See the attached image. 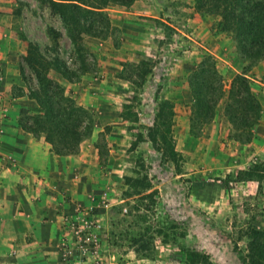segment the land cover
<instances>
[{"label":"rangeland","instance_id":"rangeland-1","mask_svg":"<svg viewBox=\"0 0 264 264\" xmlns=\"http://www.w3.org/2000/svg\"><path fill=\"white\" fill-rule=\"evenodd\" d=\"M107 6L103 13L112 27L107 34L85 22L93 34L74 37L42 0H0V63L7 70L9 94L24 96L19 107L28 105L29 111L20 117L41 112L28 95V88L37 89V85L22 58L29 47H35L47 61L49 77L93 120L90 137L69 155L84 165L72 175H81L73 184L81 182L85 191L66 199L64 215L70 219L75 204L88 207L89 197L98 204L102 193L118 201L117 206L94 209L103 238L108 239V252L118 264H264V250L256 257L251 252L249 232L255 228L250 221L260 211L258 200L235 194L227 203L225 192L220 193L221 181L239 180L247 164L239 168L236 159L233 165L238 167L229 174L223 167L227 149L240 152L225 144L231 134H239L230 129L223 114L226 102L235 100L228 92L234 77L245 73L262 107L261 125L264 59L252 64L241 59L234 30L225 29L221 16L207 5L200 7L198 0H134L128 7ZM207 55L216 62L226 92L214 120L194 127L196 132L200 129L195 137L190 133L193 98L188 78ZM141 60L149 61L152 70L137 87L119 75L126 63ZM54 62L63 63L72 75L70 80ZM237 91H241L239 85ZM162 99L173 106L168 137L179 154L177 166L163 156L162 149L168 146L155 125ZM234 103L232 113L241 114L240 100ZM213 133L215 139H211ZM43 138L41 134L39 139ZM143 178L154 191L151 197L133 195ZM215 197L213 207L208 201ZM187 252L196 257L187 259Z\"/></svg>","mask_w":264,"mask_h":264},{"label":"trees","instance_id":"trees-1","mask_svg":"<svg viewBox=\"0 0 264 264\" xmlns=\"http://www.w3.org/2000/svg\"><path fill=\"white\" fill-rule=\"evenodd\" d=\"M42 1L48 5L50 11L61 18L64 25L67 26V32L74 37L75 34L82 32L93 34L89 25L96 27L94 31L107 34L112 27L103 13V9L110 3L128 7L134 2V0ZM198 5L200 7L207 5L209 10H213L214 13L221 16L225 29L234 30L237 51L241 59L249 61L250 64L264 59V0H198ZM85 22L89 24L88 28L85 26ZM166 28L168 27L166 26ZM49 32L54 34L52 28H49ZM80 39L78 37L77 41ZM22 58L37 85V89L28 88V95L36 102L41 112L21 116L18 120L19 126L36 139H39L42 134L44 141L51 145L52 151L56 155L69 156L77 153L80 144L92 133L91 114L82 106L77 105L62 87L53 82L48 75L46 59L35 47H29L27 54ZM205 59L206 61H202L188 78L193 98L190 133L195 137L199 136L200 129L196 132L194 127L199 128L214 120L216 107L226 92L223 90V84L220 83L221 76L215 69L216 62L211 55H207ZM207 62L211 64L208 65ZM54 65L64 78L69 79L72 76L66 68H63L62 62H54ZM151 70V63L141 60L137 64L126 63L119 76L128 83L141 87ZM21 75L24 78L23 67H21ZM24 81L26 83V79ZM236 85L240 86L241 91L235 92ZM228 93L229 96H235L234 102L240 100L242 108L241 114H233V107L237 104L234 102L225 104L223 114L230 129L233 132H239L238 135L231 134L229 138L240 143H249L253 137L252 128L257 126L260 121L262 107L253 93L251 81L245 77V73L234 77ZM171 114H173L172 102L162 99L155 116V125L161 128L158 135L162 143H166L168 146L162 149L163 156L170 158L177 166L179 154L175 150L173 141L168 137L171 133ZM253 172L258 180L263 179L264 162L256 163L249 170L243 171V177L241 176L240 179L249 177ZM145 181L146 179L140 181V185L137 186L139 191L133 195L141 196V198H143L142 196H152L154 191H151V185ZM249 232L253 236L251 244L254 248L251 249V252L256 257L264 250V241H262L264 231L251 227ZM186 257L193 260L196 256L187 252Z\"/></svg>","mask_w":264,"mask_h":264},{"label":"crops","instance_id":"crops-1","mask_svg":"<svg viewBox=\"0 0 264 264\" xmlns=\"http://www.w3.org/2000/svg\"><path fill=\"white\" fill-rule=\"evenodd\" d=\"M7 80V70L0 63V264H61L58 243L66 199L85 191L81 182L73 184L82 177L77 179L72 172L84 165L80 158L56 155L50 144L19 126V117L29 111L28 105L19 107L24 96L13 98ZM255 127L249 143L225 139L226 145L240 150L233 153L227 149L224 153L227 174L238 167L233 165L237 160L239 168L247 163L245 171L264 162V121ZM215 136L213 133L211 139ZM221 192H225L227 203L235 194L256 197L260 211L250 222L264 231V178L258 180L253 172L237 181H221ZM211 201L209 205L216 206V197Z\"/></svg>","mask_w":264,"mask_h":264},{"label":"built area","instance_id":"built-area-1","mask_svg":"<svg viewBox=\"0 0 264 264\" xmlns=\"http://www.w3.org/2000/svg\"><path fill=\"white\" fill-rule=\"evenodd\" d=\"M88 207L75 204L73 214L62 217V237L59 240V261L61 264H118L108 252V239L94 209L117 206L109 193H102L100 202L89 197ZM115 201V202H114ZM127 209H123L126 214Z\"/></svg>","mask_w":264,"mask_h":264}]
</instances>
